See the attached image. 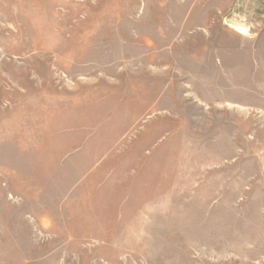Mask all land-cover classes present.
<instances>
[{"label": "rangeland", "instance_id": "374dc122", "mask_svg": "<svg viewBox=\"0 0 264 264\" xmlns=\"http://www.w3.org/2000/svg\"><path fill=\"white\" fill-rule=\"evenodd\" d=\"M0 264H264V0H0Z\"/></svg>", "mask_w": 264, "mask_h": 264}, {"label": "bare ground", "instance_id": "6f19581e", "mask_svg": "<svg viewBox=\"0 0 264 264\" xmlns=\"http://www.w3.org/2000/svg\"><path fill=\"white\" fill-rule=\"evenodd\" d=\"M229 26H234V27H236L237 29L243 31V28H242L240 25L229 24Z\"/></svg>", "mask_w": 264, "mask_h": 264}]
</instances>
